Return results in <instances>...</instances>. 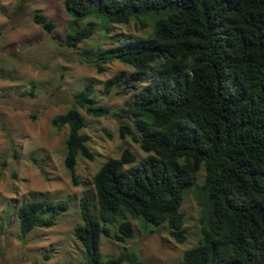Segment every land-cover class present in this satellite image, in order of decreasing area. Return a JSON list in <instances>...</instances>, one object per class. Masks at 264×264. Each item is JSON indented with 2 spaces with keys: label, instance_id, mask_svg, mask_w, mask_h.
Segmentation results:
<instances>
[{
  "label": "trees",
  "instance_id": "16d2710c",
  "mask_svg": "<svg viewBox=\"0 0 264 264\" xmlns=\"http://www.w3.org/2000/svg\"><path fill=\"white\" fill-rule=\"evenodd\" d=\"M63 8L70 17L65 48L95 31L105 39L109 24L151 29L79 54L97 73L112 61L131 67L106 79L102 93L132 92L116 113L130 125L117 132L146 155L136 162L123 149L92 175L95 213L81 197V222L73 228L83 250L78 264H149L131 250L107 258L99 251L101 236L132 238L133 221L148 234L164 224L166 235L183 243L180 207L189 194L200 238L177 264H264V0H64ZM31 21L46 33L55 27L39 12ZM78 108L92 117L108 113L95 105L91 80L50 121L67 127L62 164L73 185L77 157L93 159ZM67 208V201L46 198L19 204L20 237L51 227Z\"/></svg>",
  "mask_w": 264,
  "mask_h": 264
},
{
  "label": "rangeland",
  "instance_id": "374dc122",
  "mask_svg": "<svg viewBox=\"0 0 264 264\" xmlns=\"http://www.w3.org/2000/svg\"><path fill=\"white\" fill-rule=\"evenodd\" d=\"M63 1L0 0V264L80 263L83 250L73 236V228L81 222V197L88 198L95 213L92 175L107 158H117L123 149L129 150L136 162L146 155L130 138H119L117 132L120 124L130 125L116 113L132 92L123 96H117L116 89L106 96L102 93L106 79L120 71L130 72L131 67L112 61L97 73L79 54L97 45L106 48L116 43L113 39L128 35L146 37L150 27L138 29L132 22L109 24L105 39L95 31L75 48H65L62 43L70 17ZM34 12L54 23L50 33L31 21ZM89 80L95 105L103 106L108 113L92 117L78 108L84 118L79 133L87 137L93 159L77 157L73 185L62 164L67 127L52 126L50 121L72 106L73 93ZM145 84H139L137 89ZM202 179L200 171L196 181L200 183ZM40 198L67 201L68 208L55 217L51 227L34 228L20 237L16 207ZM180 209L186 230L183 243L173 242L166 235L164 224L148 234L133 221L134 236L123 243L100 237L102 257L131 250L149 264H177L183 251L196 245L200 238L198 208L190 194L182 199ZM110 230L114 232L115 226Z\"/></svg>",
  "mask_w": 264,
  "mask_h": 264
}]
</instances>
